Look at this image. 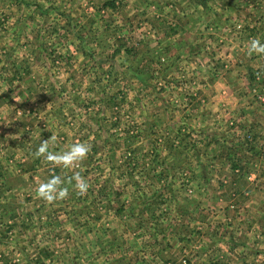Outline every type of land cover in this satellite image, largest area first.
I'll list each match as a JSON object with an SVG mask.
<instances>
[{"label":"rangeland","instance_id":"obj_1","mask_svg":"<svg viewBox=\"0 0 264 264\" xmlns=\"http://www.w3.org/2000/svg\"><path fill=\"white\" fill-rule=\"evenodd\" d=\"M252 38L264 43V0H0V259L262 264L264 249L241 246L264 230V147L245 149L264 126ZM44 139L91 150L65 169L33 156ZM73 171L85 195L38 198L41 181ZM240 212L241 230L217 219Z\"/></svg>","mask_w":264,"mask_h":264},{"label":"clouds","instance_id":"obj_2","mask_svg":"<svg viewBox=\"0 0 264 264\" xmlns=\"http://www.w3.org/2000/svg\"><path fill=\"white\" fill-rule=\"evenodd\" d=\"M247 52L249 55H264V43L260 39L252 38L248 42ZM54 144L56 137L50 138ZM91 150V145L86 142L76 141L68 146L67 150L53 151L50 150V140L44 139L40 142L39 147L33 153L36 158H43L53 166H60L65 169H75L83 162ZM68 185H73V190L79 195H85L88 191L89 184L79 171H73V174L67 178L59 175H52L46 181H41L36 187L38 198L48 204L67 199L69 196Z\"/></svg>","mask_w":264,"mask_h":264},{"label":"crops","instance_id":"obj_3","mask_svg":"<svg viewBox=\"0 0 264 264\" xmlns=\"http://www.w3.org/2000/svg\"><path fill=\"white\" fill-rule=\"evenodd\" d=\"M197 5V4H196ZM255 5V4H254ZM202 8V5H198V6H193V9H195V11H198V8ZM180 19H182V17L180 18ZM244 20V19H243ZM244 23H245V20H244ZM248 27H251L249 24H248ZM246 70H244V72L243 73H245L246 74ZM255 72H257L258 74H259V76L261 77H259L260 78V81H261V83L260 84H257L256 85V87L255 88H257V91L259 92L261 89L262 90H264V73H262L261 71H255ZM15 82V81H14ZM18 82H21V81H18ZM41 87V86H40ZM39 87V88H40ZM253 88V87H252ZM27 89V86L26 87H24L23 88V90H26ZM19 93V92H18ZM20 94V93H19ZM17 96H18V98L19 99H21V96L20 95H24V94H20V95H18V94H16ZM13 100H14V98H12ZM258 103V102H257ZM9 104H11V103H9ZM259 104V106L261 107V108H264V104H261V103H258ZM6 105V104H5ZM8 106L6 105V108H7ZM247 114H248V109H247ZM260 112H262V110H260ZM5 114H7V116H12V121H14L13 122V124L15 125L16 124V117L14 116V115H11V114H8L7 113V109H6V113ZM253 115H255V119L253 120V122H252V120H251V118L249 117V116H247V115H244L242 118H241V129L243 130V135H242V137H244V138H247L248 136H249V134L250 133H252V130L249 128L250 126H253V125H258V123H261V120H262V117H263V115L262 114H260V113H258V111H257V108H254V110H253ZM0 118L1 119H3L4 120V115L3 116H0ZM10 120H11V117L9 118ZM5 121V120H4ZM253 124V125H252ZM15 128V127H14ZM256 130H254V136H253V138H252V141L250 142V147L249 148H245L246 149V151H249L248 152V154L250 153V151H252V150H255V153H257V154H263L262 152V148L264 147V126H256ZM248 132V133H247ZM252 135V134H251ZM16 136V134L14 133L13 134V137H15ZM9 137V136H8ZM7 135H6V132H5V129L3 130V131H1L0 132V140H3V142H4V145L3 144H0V146H1V150H0V155H1V153H3V151H4V154L7 156L8 155V153H7V150L6 149H4L5 148V143H6V141H7ZM2 143V142H1ZM242 143H245L244 141L242 142ZM14 148H16V146H14ZM15 150V149H14ZM242 150H244V148L242 149ZM258 150V152H256ZM14 158H16V157H14ZM3 161H4V158H3ZM4 163V162H3ZM15 168L13 169V170H15L17 167H20L21 165L20 164H18L15 160H14V165H13ZM4 170H9L7 167H6V165L4 164V168H3V171ZM2 171V170H1ZM2 171V172H3ZM3 174H4V172H3ZM256 180H257V178H256ZM8 186H14V187H16V182L15 181H13V183H11V184H8ZM17 186H18V184H17ZM244 187H246L245 186V184H244ZM247 199H249V196L246 198V200ZM20 201H21V199L20 198H13V215H12V223H13V226H12V230H10V228H9V230H5L6 231V233H8V234H13V238L15 239V241H16V232H18L19 230H15V226H16V216H15V211H16V203H19V205H18V209H19V207H20ZM263 202H264V200H263ZM247 211V210H246ZM257 212L258 211H255V216L257 215ZM247 215H249L248 214V212H247ZM262 215V214H261ZM217 219H220V220H222V221H228L229 223H224L225 224V228H227V229H231V228H233V230H241V227H240V224H241V222H240V219H241V212L238 214V213H236L235 215H233V216H230L229 214H222V216L220 217L219 215L217 216ZM254 224H256V223H254ZM261 225V224H260ZM220 229H221V226H220ZM241 233V232H240ZM244 234H242L243 236H241V239H242V242H241V246H243L244 248H246V247H251L252 245H253V247H255V245H257L259 248V250H257V253L258 252H260V249H264V242H262V239H264V230H248V233L247 234H245V230H244V232H243ZM251 234H253L254 236H255V239H253V240H249L247 237H248V235H250L251 236ZM252 242V243H251ZM4 243H5V245H7V243L4 241ZM14 244V243H13ZM182 247V251L184 250L185 251V249H184V246H181ZM192 247H194V246H192ZM244 248H242V249H244ZM254 249H256V248H254ZM246 254H244L243 256H242V260H240L241 261V264H252L251 262H250V260H249V258H248V256H245ZM2 259V258H1ZM0 259V264H10L11 262L9 261V260H5V259H2L1 260ZM256 261H254L253 263H255ZM225 263H226V261H225ZM224 263V264H225ZM215 264H220L219 263V261H216V263ZM228 264V263H227ZM234 264H238V263H234ZM262 264H264V261H262Z\"/></svg>","mask_w":264,"mask_h":264}]
</instances>
